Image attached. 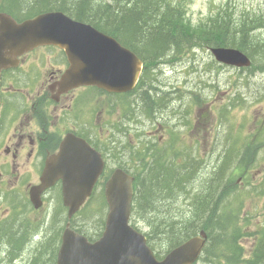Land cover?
<instances>
[{
	"label": "trees",
	"instance_id": "obj_1",
	"mask_svg": "<svg viewBox=\"0 0 264 264\" xmlns=\"http://www.w3.org/2000/svg\"><path fill=\"white\" fill-rule=\"evenodd\" d=\"M229 1L197 26L185 16L186 0H0V12L17 22L48 11L63 12L129 45L146 64L166 58L170 50L174 57H180L186 50L207 45L237 49L251 59L250 69L264 68V39L255 36L257 29L264 28V15L242 11L235 16ZM259 148L247 144L233 159L222 156L196 190L191 186L196 163L189 151L178 150L187 154L181 163L175 162L172 154H146L149 159L136 172L131 224L136 228L134 219L146 222L147 243L157 259L202 230L207 243L199 261L264 264V219L255 229L247 230L250 212H246L244 203L248 192L237 183L239 177L244 180L248 175ZM180 200L182 203L175 205ZM101 203L106 206L103 195L102 202L95 203L99 212ZM63 210L60 204L55 223L64 220ZM95 222L98 230L91 234L77 224L76 231L93 241L102 231L104 216ZM247 238L252 239V245L245 252L241 240ZM159 244L161 252L156 250ZM55 246L51 239L45 244V263L32 264H55Z\"/></svg>",
	"mask_w": 264,
	"mask_h": 264
},
{
	"label": "flooded vegetation",
	"instance_id": "obj_2",
	"mask_svg": "<svg viewBox=\"0 0 264 264\" xmlns=\"http://www.w3.org/2000/svg\"><path fill=\"white\" fill-rule=\"evenodd\" d=\"M122 46L142 62L139 80L128 92L66 87L62 80L69 69L68 58L64 50L51 45L25 52L15 58V66L1 71L0 264L43 263L46 236L58 250L67 223L79 233L74 216L48 227L45 236L48 194L53 189L58 192L61 182L40 195L37 208L29 195L40 184L47 159L59 152L66 137L82 139L100 153L105 163L103 179L115 169L135 178L147 152L166 155L190 148L184 144L186 136L178 132V126L189 127L188 120L178 121L173 92L163 86L156 72L174 51L146 64L129 45Z\"/></svg>",
	"mask_w": 264,
	"mask_h": 264
},
{
	"label": "water",
	"instance_id": "obj_3",
	"mask_svg": "<svg viewBox=\"0 0 264 264\" xmlns=\"http://www.w3.org/2000/svg\"><path fill=\"white\" fill-rule=\"evenodd\" d=\"M51 45L65 51L69 69L63 84L96 86L109 92H127L135 86L141 61L116 40L91 25L75 21L59 11L45 12L22 22L0 13V73L16 65L15 58L38 46ZM214 59L236 68L250 66L242 52L216 47L210 50ZM101 155L82 139L66 137L59 152L50 156L40 178L31 188L32 204L40 205V195L61 181L62 204L67 219L90 197L102 174ZM133 178L120 169L113 171L104 185L108 206L101 237L89 242L66 226L57 253L56 264H194L205 247L207 235L200 231L157 260L146 237L130 224Z\"/></svg>",
	"mask_w": 264,
	"mask_h": 264
},
{
	"label": "rangeland",
	"instance_id": "obj_4",
	"mask_svg": "<svg viewBox=\"0 0 264 264\" xmlns=\"http://www.w3.org/2000/svg\"><path fill=\"white\" fill-rule=\"evenodd\" d=\"M186 1L185 16L192 26H197L228 0ZM229 3L236 12L235 16L242 11L264 15V0H230ZM255 36L264 39V28L257 29ZM169 58L167 63L157 67L156 72L163 86L173 92L172 107L177 108L178 121L184 124L188 120L189 127L178 126V132L186 136L184 144L192 149L188 155L196 163L191 184L193 190L219 164L222 156L233 159L234 154L238 155L247 144L260 147L257 154L255 152L256 161L248 175L237 182L241 190L248 192L244 203L246 212H250L247 230H253L264 219V68L257 69L255 66L250 70H239L219 65L205 47L189 50L179 58ZM186 155L184 152L174 154L175 162L181 163ZM102 194L103 185H98L91 201L77 214L76 224L81 225V229L87 233L98 230L95 221L101 215L105 219L107 206L101 203L102 212H99V206L95 209V203L102 202ZM181 203L182 200L175 205ZM59 207L58 192L53 189L48 194L45 206L48 212L45 217V236L50 231L48 227L59 225L55 223ZM173 208L177 210L176 206ZM134 224L141 232L148 233L144 220L134 219ZM49 237L45 238L46 245L50 242ZM241 243L246 252L252 245V239L241 240ZM156 250L161 252L162 244L157 245ZM27 255L28 252H25L23 258L26 259ZM197 264L207 263L198 261Z\"/></svg>",
	"mask_w": 264,
	"mask_h": 264
},
{
	"label": "bare ground",
	"instance_id": "obj_5",
	"mask_svg": "<svg viewBox=\"0 0 264 264\" xmlns=\"http://www.w3.org/2000/svg\"><path fill=\"white\" fill-rule=\"evenodd\" d=\"M14 234V233H13Z\"/></svg>",
	"mask_w": 264,
	"mask_h": 264
}]
</instances>
